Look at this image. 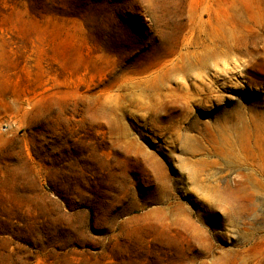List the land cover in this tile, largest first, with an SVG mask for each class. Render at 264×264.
<instances>
[{
    "label": "rangeland",
    "instance_id": "rangeland-1",
    "mask_svg": "<svg viewBox=\"0 0 264 264\" xmlns=\"http://www.w3.org/2000/svg\"><path fill=\"white\" fill-rule=\"evenodd\" d=\"M252 172L264 0H0V264H264Z\"/></svg>",
    "mask_w": 264,
    "mask_h": 264
},
{
    "label": "bare ground",
    "instance_id": "bare-ground-1",
    "mask_svg": "<svg viewBox=\"0 0 264 264\" xmlns=\"http://www.w3.org/2000/svg\"><path fill=\"white\" fill-rule=\"evenodd\" d=\"M201 44H204L203 50L200 54L197 55V58L195 60H192L190 58L191 57L189 56L190 53L189 54L185 53V55L180 54V60H181V63L184 64V66L185 65L188 67L190 66L192 69H196V70H202V69L205 70L206 68H209L211 65H213L215 61H218L222 56H226L225 50L223 49V47L225 48V44L223 42H220V40L219 42H217L216 40L211 39L209 43H206V40H203ZM187 74L188 73H186L185 75ZM242 178H243L242 181L235 180L236 181L235 184H232V185H231L232 182L231 183L226 182V185L222 186V189L220 192L217 190V188H211V192L212 193L218 192L220 194L218 195L224 198L225 200L226 198L225 194L227 193V190H229L230 186H233V185L238 187L239 190L241 191H247V190L252 191V192H256L258 190L264 191V181L262 180V177L252 172V173H244L242 175ZM262 191H260L261 194H263Z\"/></svg>",
    "mask_w": 264,
    "mask_h": 264
}]
</instances>
